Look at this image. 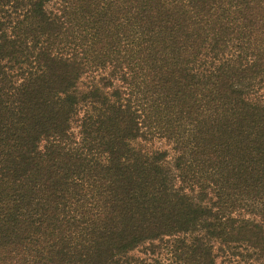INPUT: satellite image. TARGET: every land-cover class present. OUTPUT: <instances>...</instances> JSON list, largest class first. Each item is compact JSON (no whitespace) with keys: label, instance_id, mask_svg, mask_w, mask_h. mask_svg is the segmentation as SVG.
I'll use <instances>...</instances> for the list:
<instances>
[{"label":"trees","instance_id":"16d2710c","mask_svg":"<svg viewBox=\"0 0 264 264\" xmlns=\"http://www.w3.org/2000/svg\"><path fill=\"white\" fill-rule=\"evenodd\" d=\"M0 264H264V0H0Z\"/></svg>","mask_w":264,"mask_h":264},{"label":"rangeland","instance_id":"374dc122","mask_svg":"<svg viewBox=\"0 0 264 264\" xmlns=\"http://www.w3.org/2000/svg\"><path fill=\"white\" fill-rule=\"evenodd\" d=\"M154 145L157 146V147H163V148H166L167 146L162 142V141H155L154 142Z\"/></svg>","mask_w":264,"mask_h":264}]
</instances>
